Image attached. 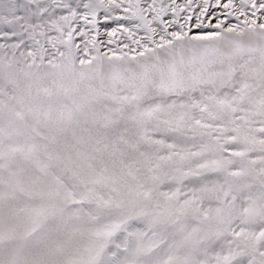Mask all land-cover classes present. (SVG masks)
Returning <instances> with one entry per match:
<instances>
[{"label": "snow or ice", "instance_id": "snow-or-ice-1", "mask_svg": "<svg viewBox=\"0 0 264 264\" xmlns=\"http://www.w3.org/2000/svg\"><path fill=\"white\" fill-rule=\"evenodd\" d=\"M214 7L0 0V264H264V0Z\"/></svg>", "mask_w": 264, "mask_h": 264}, {"label": "rangeland", "instance_id": "rangeland-1", "mask_svg": "<svg viewBox=\"0 0 264 264\" xmlns=\"http://www.w3.org/2000/svg\"><path fill=\"white\" fill-rule=\"evenodd\" d=\"M183 2H185V0H177V3H183ZM197 2H200V0H197ZM222 2L226 3L227 0H222ZM210 3L213 5V9L212 10L216 13V15H221L222 10L221 9H217V8L214 7L215 0H210ZM165 19H168V17H165ZM213 23H215V20L214 19H213ZM192 34H198V30L195 29V28H193V33ZM0 42H2V41H0Z\"/></svg>", "mask_w": 264, "mask_h": 264}]
</instances>
